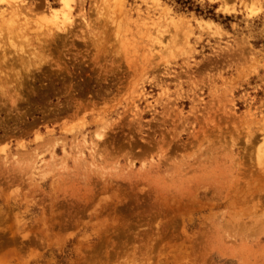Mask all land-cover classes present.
<instances>
[{
    "label": "rangeland",
    "instance_id": "rangeland-1",
    "mask_svg": "<svg viewBox=\"0 0 264 264\" xmlns=\"http://www.w3.org/2000/svg\"><path fill=\"white\" fill-rule=\"evenodd\" d=\"M262 148L264 0H0V264H264Z\"/></svg>",
    "mask_w": 264,
    "mask_h": 264
},
{
    "label": "bare ground",
    "instance_id": "bare-ground-1",
    "mask_svg": "<svg viewBox=\"0 0 264 264\" xmlns=\"http://www.w3.org/2000/svg\"><path fill=\"white\" fill-rule=\"evenodd\" d=\"M16 9H17V11L16 10H14L15 12L13 13V15H12V17H16V18H18V16L20 17V15L18 14V13H20V8H19V6L18 7H15ZM124 8V7H123ZM17 12V13H16ZM16 13V14H15ZM15 14V15H14ZM21 14V13H20ZM16 25V24H15ZM16 28V27H15ZM31 28V27H30ZM33 30V29H32ZM8 33H10V32H8ZM26 35V34H25ZM9 36H11V34H9ZM12 38L14 37V36H11ZM15 38V37H14ZM21 40V39H20ZM13 43H15L14 42V40H13ZM262 149H264V148H262ZM255 185V184H254ZM217 196H218V194H216ZM217 198V197H216Z\"/></svg>",
    "mask_w": 264,
    "mask_h": 264
}]
</instances>
